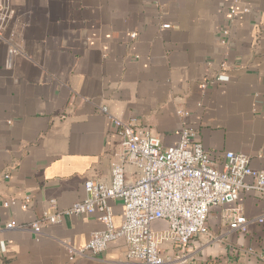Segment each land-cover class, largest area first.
<instances>
[{"label": "crops", "instance_id": "obj_1", "mask_svg": "<svg viewBox=\"0 0 264 264\" xmlns=\"http://www.w3.org/2000/svg\"><path fill=\"white\" fill-rule=\"evenodd\" d=\"M221 62L228 81L201 87ZM114 119L164 146L188 126L217 167L233 151L264 168V0H0V264H141L122 237L70 253L105 229L97 210L38 234L29 225L51 199L59 209L81 200L86 179H110ZM109 205L118 227L123 205ZM234 208L246 231L230 228ZM205 228L184 251L162 245L166 264H264V193L211 206Z\"/></svg>", "mask_w": 264, "mask_h": 264}, {"label": "built area", "instance_id": "obj_2", "mask_svg": "<svg viewBox=\"0 0 264 264\" xmlns=\"http://www.w3.org/2000/svg\"><path fill=\"white\" fill-rule=\"evenodd\" d=\"M229 33V29L223 31L226 36ZM8 52L11 56L16 49L10 47ZM224 68L225 63L221 62L214 77L206 79L201 87L228 81ZM113 122L121 150L111 163L110 179H86L81 200L59 209L51 199L41 215L29 224L38 234L42 224L57 223L63 215L99 211L105 229L93 233L83 248L69 246L72 255L84 250L101 252L110 241L122 237L126 241L127 257L141 264H166L168 260L160 247L169 244L184 251L195 235L206 232L205 220L211 206L235 201L241 189L264 193V168H253L249 156L233 151L225 152L222 167H217L196 132L188 126L182 127L177 144L164 146L146 127L118 119ZM130 166L135 168L134 179L127 177ZM246 177H252L254 183L246 184ZM110 200H119L123 205V219L118 227L112 222ZM22 207L26 209L27 204ZM158 220L166 221L167 227L155 230L153 224ZM248 222L236 208L232 209L229 214L232 230L246 231ZM14 227L23 225L15 221L6 223V228Z\"/></svg>", "mask_w": 264, "mask_h": 264}]
</instances>
